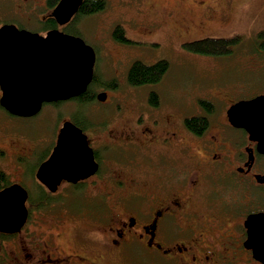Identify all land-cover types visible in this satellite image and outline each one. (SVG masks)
Instances as JSON below:
<instances>
[{"label":"flooded vegetation","instance_id":"flooded-vegetation-1","mask_svg":"<svg viewBox=\"0 0 264 264\" xmlns=\"http://www.w3.org/2000/svg\"><path fill=\"white\" fill-rule=\"evenodd\" d=\"M58 2L46 17L37 19L39 25L33 29L5 20L0 22V28L5 24L13 25L43 37L49 30L56 29L85 42L82 33L64 29L76 18L83 17L80 14L82 4L67 24L59 25L51 15ZM48 20L54 21L55 25L51 26ZM110 40L120 52L115 55L105 48L102 58L112 64L114 75L105 80L100 77L96 70L100 58L98 52L85 42L95 52L92 80L78 96L42 104V107L58 109L68 107L72 111L66 117L62 115L60 127L54 130L53 136H48L50 145L47 146L45 136L39 144L31 140V152L17 158L32 160L43 145L48 148L31 179L35 188L38 187L34 194L37 199L66 202V208L51 214L55 219L66 215L74 226L66 250L55 240L57 232H46L43 234L45 239L38 242L22 241L26 244L24 247L14 246L11 251L0 249V264H262L253 249L261 242L264 230V153L259 152L258 140L229 121L227 110L240 100L264 95V91L248 98L232 99L230 92L214 87L213 92L205 95L201 91L185 94L184 106L170 95L167 99L170 110H166L159 86L169 71L158 83L131 86L127 82V70L142 60L136 57L126 67L128 53L124 50L136 48L140 42L130 40L126 35L122 42L113 37V32ZM122 72L123 77H120ZM135 89H140L143 94L136 113L128 110L124 101L127 96L119 99L116 95L122 90L127 93ZM100 95L105 96L104 101L99 100ZM114 99L111 111L104 112L107 118L95 125L88 108L92 110L91 104L97 102L110 106ZM79 103L83 104V109ZM186 103L191 106H185ZM65 122L75 125L86 141L88 167L78 171L86 177L62 180L55 191H50L36 173L52 154ZM118 125L123 129L117 131ZM77 143L83 146L81 140ZM139 155H142V163L137 160ZM4 157V150L0 148V163ZM135 164L136 171L137 166L138 172L144 171L147 187L151 190L144 195L143 202L125 201L129 207L121 202L118 206L124 209L108 217L100 202L107 194L99 183L109 184V195L116 192L115 185L119 192L115 194L120 197L136 194L131 189L134 184L128 183L127 192V182L123 181L135 174ZM0 175H5L1 166ZM11 184L19 183L9 182L0 190ZM62 186H65L63 192L60 191ZM121 189L125 190L124 194L120 193ZM28 195L27 191L30 199ZM88 197H96L98 206L82 207L80 199ZM76 199L78 204L73 208L67 200ZM26 219L19 232L0 233V237L12 238L24 233L30 221L29 210ZM110 219L113 222L109 224ZM249 227H254L253 235L248 232ZM258 233L260 236L254 237Z\"/></svg>","mask_w":264,"mask_h":264},{"label":"rangeland","instance_id":"rangeland-1","mask_svg":"<svg viewBox=\"0 0 264 264\" xmlns=\"http://www.w3.org/2000/svg\"><path fill=\"white\" fill-rule=\"evenodd\" d=\"M47 2V0H0V22L4 20L17 22L33 29L39 25L38 18L46 17L50 13ZM115 26L124 29L130 40L140 42L136 48L124 50L128 53L125 59L126 67L136 57L147 64L158 59L169 62V72L159 86L164 97L163 104L167 105L166 110H170L167 102L170 95L180 106H184L182 102L185 94L201 91L205 95L213 92L214 87L227 90L231 93L232 99L248 98L264 91V51H259L254 45L257 33L264 31V0H105V7L101 12L76 18L69 27L64 28L66 31L82 33L85 42L98 52L100 58L96 70L103 80L114 75L112 64L102 58L105 48L110 49L115 55L120 52L117 45L110 40ZM234 37H238L240 42L235 45L232 54L224 57L199 56L189 53L182 47L184 42L201 38ZM123 72L120 77H123ZM116 95L119 99L127 96L124 101L128 110L136 113L143 94L140 89H135L127 93L122 90ZM114 104L115 99L110 106L98 102L91 104L92 110L88 108V114L93 118V123L99 124L107 118L104 112L111 111ZM185 106L191 104L186 103ZM66 108L44 106L38 114L30 118H18L9 113L7 115L0 106V148L4 150L5 155L0 166L8 182L19 183L18 185L27 189L29 197L38 191L31 178L37 163L43 160L48 148L43 145L32 160L28 157L21 160L17 158L31 152L32 141L39 144V140L46 137L47 146L50 145L51 140L48 136H53L54 130L60 127L62 115L66 117L72 111L71 108ZM172 110L178 112L174 107ZM173 111L171 113L175 114ZM120 129L123 128L118 125L117 131ZM141 159L142 155L137 156L140 163ZM135 168L136 164L135 174L123 180L127 182V192L128 183L134 184L131 188L136 193L134 195L118 196L115 194L119 193L116 185L114 195H109V184L104 181L99 183L101 190L107 194L100 202L108 217L124 209L118 206L121 202L131 203V200L143 202L144 195L151 190L147 187L148 181L143 175L144 171L140 169L138 172V166L137 171ZM124 189H121L120 193L124 194ZM60 191H65V186H62ZM67 201L72 203L73 208L77 207L78 199ZM29 202L28 199L26 208L29 210L30 221L25 227L26 231L12 238L2 237L0 249L3 251V248H6L11 251L14 246L23 245L22 241L27 243L29 240L35 242L45 239L43 234L55 231V234L58 233L55 240L66 250L68 240L71 238L69 233L73 232L71 230L74 226L64 214L65 217L60 216L56 219L51 216L57 209L66 208V202L51 200L41 209L29 208ZM96 202V197L80 199L82 207L89 204L95 208L98 206ZM126 204L129 207V204ZM111 220L109 224L113 222ZM91 226L94 227L92 224Z\"/></svg>","mask_w":264,"mask_h":264},{"label":"water","instance_id":"water-1","mask_svg":"<svg viewBox=\"0 0 264 264\" xmlns=\"http://www.w3.org/2000/svg\"><path fill=\"white\" fill-rule=\"evenodd\" d=\"M83 1L59 0L51 15L59 25L67 24ZM94 60L95 52L82 38L56 29L43 37L5 24L0 28V105L15 117L30 118L44 103L78 96L92 80ZM99 100L104 101L105 96L100 95ZM227 112L229 121L258 140L259 152L264 153V95L240 100ZM60 130L52 154L36 173L50 191H55L62 180L86 177L78 171L88 167L81 131L70 122L63 123ZM77 140L83 146L76 144ZM27 200V190L18 184L0 190V233L13 234L24 226ZM250 221L252 224V218ZM248 232L253 235L254 227ZM261 239L253 250L264 264V230Z\"/></svg>","mask_w":264,"mask_h":264},{"label":"trees","instance_id":"trees-1","mask_svg":"<svg viewBox=\"0 0 264 264\" xmlns=\"http://www.w3.org/2000/svg\"><path fill=\"white\" fill-rule=\"evenodd\" d=\"M47 5L52 8L58 0H47ZM105 7V0H85L82 3L80 14L88 16L101 12ZM50 25H55V22L48 20ZM113 37L125 42L124 29L120 26H116L113 29ZM240 42L238 37L234 38H201L200 40H192L190 42L183 43L182 47L189 53H194L199 56L208 57H224L232 54L235 45ZM254 45L259 51H264V31L257 33L254 40ZM170 68L169 62L166 60H158L155 64L146 65L142 61H137L127 70V82L131 86L138 87V85H148L158 83V81L168 72ZM82 108V103H79ZM55 107V106H54ZM8 180L4 175H0V187L2 185H8ZM40 193V192H39ZM29 208L41 209L50 203L48 199H37L34 195L30 197ZM2 241V237H0Z\"/></svg>","mask_w":264,"mask_h":264},{"label":"bare ground","instance_id":"bare-ground-1","mask_svg":"<svg viewBox=\"0 0 264 264\" xmlns=\"http://www.w3.org/2000/svg\"><path fill=\"white\" fill-rule=\"evenodd\" d=\"M1 96V95H0ZM1 106V105H0ZM2 107V106H1ZM3 108V107H2ZM3 110L5 111V109L3 108ZM7 112V111H6ZM7 113H9V112H7ZM10 114V113H9Z\"/></svg>","mask_w":264,"mask_h":264}]
</instances>
